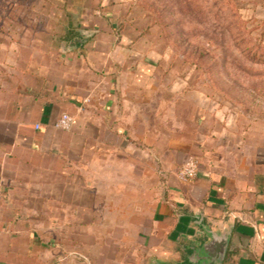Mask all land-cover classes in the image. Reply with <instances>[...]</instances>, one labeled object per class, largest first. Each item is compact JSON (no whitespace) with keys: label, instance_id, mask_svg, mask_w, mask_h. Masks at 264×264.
<instances>
[{"label":"rangeland","instance_id":"obj_1","mask_svg":"<svg viewBox=\"0 0 264 264\" xmlns=\"http://www.w3.org/2000/svg\"><path fill=\"white\" fill-rule=\"evenodd\" d=\"M64 36L122 50L127 104L111 116L87 100L66 112L70 171L33 177L18 211L31 264H169L145 239L170 189L195 180L177 179L187 160L245 175L264 153V0H0V92L22 66L53 63ZM150 63L135 87L132 73Z\"/></svg>","mask_w":264,"mask_h":264},{"label":"crops","instance_id":"obj_2","mask_svg":"<svg viewBox=\"0 0 264 264\" xmlns=\"http://www.w3.org/2000/svg\"><path fill=\"white\" fill-rule=\"evenodd\" d=\"M74 40L64 36L55 41L59 52L54 51L53 63H41L38 71L22 66L11 75V87L0 92V264H31L35 240L18 211L30 207L32 178L70 171L74 137L56 127L58 113L74 116L87 100L84 106L100 107L111 116L127 104L125 93L116 87L127 75L122 50L111 53L110 47L89 48L92 43ZM83 50L88 51L84 57ZM150 66L145 65L147 71L134 70L130 81L135 87L150 78ZM96 71L109 83L103 92L96 84ZM105 124L108 129L113 126L111 120ZM124 127L119 124L118 130ZM251 162L245 175L220 174L202 165L189 187L181 192L170 189L154 216L158 228L145 239L152 257L169 264L188 262L193 250L209 240V233L228 231L221 264H264V153Z\"/></svg>","mask_w":264,"mask_h":264},{"label":"water","instance_id":"obj_3","mask_svg":"<svg viewBox=\"0 0 264 264\" xmlns=\"http://www.w3.org/2000/svg\"><path fill=\"white\" fill-rule=\"evenodd\" d=\"M74 42H81L75 38ZM208 234V233H207ZM209 240L201 245L200 248L193 250L188 262L181 264H221L224 258L229 232L218 235L215 232L208 234Z\"/></svg>","mask_w":264,"mask_h":264},{"label":"built area","instance_id":"obj_4","mask_svg":"<svg viewBox=\"0 0 264 264\" xmlns=\"http://www.w3.org/2000/svg\"><path fill=\"white\" fill-rule=\"evenodd\" d=\"M73 123L72 117L66 113L62 112L58 119L56 120V127L61 129H69ZM39 124H35V128L39 129ZM198 170V162L194 158H189L183 167L177 173V179L181 182H189L193 180L196 176Z\"/></svg>","mask_w":264,"mask_h":264}]
</instances>
